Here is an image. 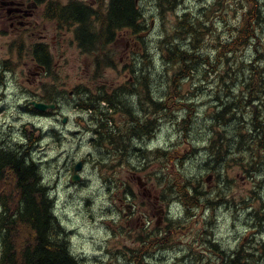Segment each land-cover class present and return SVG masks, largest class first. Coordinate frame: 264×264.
Returning a JSON list of instances; mask_svg holds the SVG:
<instances>
[{
  "label": "rangeland",
  "instance_id": "1",
  "mask_svg": "<svg viewBox=\"0 0 264 264\" xmlns=\"http://www.w3.org/2000/svg\"><path fill=\"white\" fill-rule=\"evenodd\" d=\"M87 1L89 2V0ZM214 2L219 3L220 8V12L216 15L218 18L215 20V27L219 38L225 39L230 37L232 31L234 32V27L239 23L242 11L247 8L246 0H178L174 9L164 12L159 6V0H139L140 11L143 12L142 18L144 16L142 20L144 28H141L139 32L120 31V37H117L109 45L110 59H113V62L108 58V62H106L105 51H101L99 55L84 52L79 47V43L77 44L71 31L70 34L63 37L62 43L58 40L57 43L53 42L54 47L57 45L55 51L57 75L45 77L44 83L47 86L41 85L40 88L48 89L49 85L56 82L58 99L63 103L61 104L62 109L58 110L57 115L49 113L46 116L35 113L29 108V103H24V96L28 95L30 90H38L39 86L33 85L32 77L23 69V60H20L17 73L14 75L11 73L10 86L5 90L6 96L0 102V141L12 148L17 143L26 147L32 141L30 136L33 138L34 142L31 145L33 156L39 163L42 177L51 188L55 213L66 229L62 228L61 239L64 238L68 241L72 252L82 260L83 264H135L134 253L139 250V254L143 250L147 251V247L140 240L142 229L139 227H141L142 221L138 217L139 211L153 208L154 222L159 219L161 222H166V217L169 215L168 204L163 203L162 206H158L159 208L155 207L159 194H161V187L153 181V175L150 174L155 170L160 171L161 168L166 177H177L176 183L180 186L186 184V181H190L193 186L199 187V192L211 191V197L206 196L203 199L208 203L210 202L209 198L229 199L230 202L222 205L229 207L224 212L229 210L227 214L230 218L222 219L221 215L223 214L205 212L198 208L200 206L197 205V201L193 203L195 208L189 210L185 207L186 203L184 205L180 200L171 202L170 208L178 218L183 217L184 211H188L186 219L184 223L181 221L179 225L178 223L174 225L172 235L155 237L152 234L151 240L155 238L158 240L161 237L165 240L155 248L152 246L148 254L142 253V257L147 256L146 261L153 264H221L222 260L230 261L235 250L239 249V252L245 250L248 253L252 250V246H260L261 243H264V217L258 212V208L252 212L249 219L244 213L241 221L232 226L235 213L233 209L231 210L233 194L229 193L226 188L228 184L222 182L223 176L220 177L219 171L211 166H217L214 158H211L213 159L212 164H207V161H204L207 155L211 157L214 155H210L211 152L206 150L197 154L193 144H185L189 138L183 136V133L192 131L190 135H196L192 136L190 140L197 145L196 148L201 150V147L206 146L200 136L206 135L210 127L208 111L214 103H217L215 93L217 96H224V92L217 89V85L220 84L219 79L210 69L203 68L201 71L200 68V71L196 73V70L193 73L192 79L184 80L182 86L184 102L190 104V108L185 106L187 103H181L180 107L182 108L178 106L179 103H174L175 109L173 113L170 111L169 115L168 107L172 110L171 106L162 108L158 104L152 106V103H143L144 107H140V110L135 109L133 112L140 111L139 113L145 114L144 112L150 109L151 105L158 114V118L159 114H162V117L165 116L169 120L165 122L164 119L157 120V132H146V134L144 131L143 134L138 133L140 137H136L134 134L118 135L117 139H114L113 136L111 141V136L107 135L108 132L104 129L103 124L97 129H95L96 123L90 122L89 119H87L89 122L87 124L84 118L87 114H84L83 109L77 105L82 90L88 89L97 92L100 86H104L113 91L119 86L129 85L133 76L131 66L134 56L135 60H138V57L143 60L140 62L141 67L146 66L145 69L152 72L153 81L151 83L155 82L157 93L162 94L164 86L162 71L168 68L172 62L169 60L170 55L161 52L159 42L166 34H172L173 26L184 13H191L192 17L201 16L202 20L206 19L203 8ZM260 2L264 15V0H260ZM162 3L165 2L162 0ZM106 4L107 0H105L104 8ZM57 29L58 32L68 30L67 27ZM187 34L185 35L187 36ZM259 34L262 39L264 37V22ZM197 39L195 47L204 43L200 41L199 35ZM185 44L186 37L183 39V48L187 49L188 45ZM141 49L144 54L140 52ZM203 52L207 53V50L203 49ZM245 52L246 54L239 52V56L236 58L235 54L230 53L228 61L221 60L220 64L217 63L221 66L223 73L225 69H228L230 75L227 79L230 84L233 78L230 67L238 72L243 68L239 62L247 61L248 63L255 59L250 49ZM145 54L146 56L143 57ZM212 56V62L216 63V53L213 52ZM247 65H245V69L248 67ZM202 66L204 64H200V67ZM212 76L213 78H211ZM165 77L167 80V76ZM244 77L241 76L239 79L243 80ZM213 80H216L215 83ZM214 85L215 88H213ZM122 92H125V89ZM227 95V100L234 98L232 88ZM136 99L137 103H141L140 96ZM124 108L131 111L129 107L124 106ZM176 113L180 116L185 115L189 119L186 125L187 131L184 129L177 131L178 124L174 119ZM134 115L140 119V122L137 118L131 119L134 127L140 125L143 129L150 128L152 122H146L138 114L134 113ZM191 117L194 119L192 120ZM65 118H67L66 123H64ZM94 129L95 131H93ZM198 131L202 133L198 134ZM97 135L101 143H110L114 146V150L98 149V146L92 141L93 138H97ZM115 135L117 136L116 132ZM165 141H168L170 146L169 155L176 157L174 163H170L168 155L162 156L157 153L153 155L158 146L165 145L163 144ZM217 149L219 153H222L221 147ZM230 154L228 153V157L234 155V153ZM203 157L205 158L201 160ZM78 161L83 162V168L78 172L80 180L73 181V169ZM138 163H146L142 172L131 169ZM228 164L224 170L230 171L231 177L235 179L237 167L235 164ZM210 175L211 178L208 179ZM246 179L249 195L255 196L251 193L252 188L258 190L261 187L263 189H260L259 192L263 190L261 196L264 195V167L261 171H256L253 178L248 173ZM122 182H131L135 194L131 200L124 202L125 205L119 201L120 194H124L119 188ZM145 182L146 184H143ZM2 184H5L6 187L10 183L2 182ZM146 191L147 194H145ZM148 194H151V197ZM186 201H190V199L186 198ZM131 202H136L138 206V211L135 210L134 215H131V209L128 211L126 208V204ZM255 205H258L257 199ZM161 208H165L167 211L162 213L159 210L157 213L156 209ZM194 213L196 214L192 216ZM229 227H232V230L228 229ZM203 237L205 243L204 248H201L200 238ZM188 246H191L193 251V253L190 252L192 261L183 259V254L188 251L186 250ZM247 261L244 260V263L241 264H246ZM248 263L264 264V256L258 259L252 257Z\"/></svg>",
  "mask_w": 264,
  "mask_h": 264
},
{
  "label": "trees",
  "instance_id": "2",
  "mask_svg": "<svg viewBox=\"0 0 264 264\" xmlns=\"http://www.w3.org/2000/svg\"><path fill=\"white\" fill-rule=\"evenodd\" d=\"M163 1L165 3L159 0L162 12L174 9L178 2V0H167V3L166 0ZM246 1L247 8L242 11L239 23L234 27V32L232 31L230 37L225 39L219 38L215 27V20L218 18L216 15L220 12L219 3L217 2L203 8V13L206 16L204 20H202L201 16L192 17V14L188 12L177 19L176 25L173 26L172 34H166L159 42L161 52L170 55L169 60L172 62L171 65H168V68L162 71L164 74L162 94L159 95L157 93L155 82L151 83L153 81L152 72L145 69L146 66L141 67L140 62L143 60L138 57V60L132 61L133 76L129 85L119 86L114 88L113 91L102 86L95 93L87 91L88 89L82 90L77 101L78 106L83 111L91 112L95 115L93 118L98 121L97 127L103 124L104 129L108 132L107 135L110 134L109 137L111 136L110 139L113 136L114 139H117L119 135L118 129H116L113 121L114 117L118 115V111L119 113L127 112V115L131 116H135V113L144 116V118H147V115L154 114L153 119L156 123L157 120H160L162 114H159L158 118V114L155 109L153 110L152 106L158 104V106L165 108L166 103H169L175 109L174 103H179V107L182 105L181 103H187L184 102L182 89L184 80L192 79L193 77L191 76L194 75L193 73L196 70L197 73L200 70L202 71L203 68L210 69L219 79L220 84L217 85V89L223 91L224 96H217L215 93V101L217 103H214L210 108L209 111L211 112L208 111L207 117L210 119L208 122L210 127L206 135L200 136L203 140L202 142L206 143V147H210L211 155L214 151H218V147L227 150L238 149L239 151L249 150L251 152L254 150L253 152L256 154H262L264 151V37L261 39L259 31L264 22V15L260 0ZM140 10L141 8L136 0L110 1L107 12L102 16L104 38L101 41L100 49H98L100 53L105 51L106 62H108L107 58L111 60L109 45L116 40L118 30L133 28L136 32H139L141 28H144V23L142 22L144 16L142 18L143 12ZM89 11L87 7L81 6L59 9L60 16L66 19L68 14L70 18L80 22L90 18ZM78 31L79 34L82 33L80 34L81 47L85 51L90 52L94 45H92V49H89V43L85 41L84 35L91 36L92 34L88 32L84 25ZM186 33H188L187 36L185 35ZM198 35L200 41L204 43H200L198 47H195ZM94 36L97 38L98 35L94 34ZM185 37L188 45L187 49L183 48V39ZM97 40L92 38V41L96 42ZM165 40L168 41V44H166ZM203 49H206L207 53L203 52ZM249 49L255 59L248 63L247 61L239 62L243 68L239 69L238 72L232 69L233 67H230L233 74L230 84L227 79L228 75H230L229 71L225 69L223 73L219 61H228L230 53L235 54L236 58L239 56V52L246 54L245 51ZM213 52L216 53V63L212 62ZM145 56L146 54L143 57ZM111 61L113 62V59ZM217 63L219 64L217 65ZM200 64H204V66L200 67ZM172 65L173 67H171ZM245 65L248 66L246 69ZM165 76H167V80H165ZM241 76H245L243 80L239 79ZM207 78L209 79V77ZM215 81L213 80V83ZM239 87H241L240 90H238ZM213 88H215V85ZM230 88L234 92V98L229 99V101L226 98ZM124 89L125 92H122ZM138 96H140L141 103H137L138 100L136 98ZM58 101L61 102L57 98ZM102 102L106 104L102 105ZM143 103H152L150 109L146 110L147 113L133 112L137 108L140 110V107H144ZM124 106L126 108L129 107L131 111H127ZM185 106L191 107L188 103ZM31 110L36 111L34 108ZM172 110L170 108L171 112ZM183 116L182 125L178 124V127L179 129L182 127L184 131H187L186 125L189 119L185 115ZM132 129V134L136 135V137H140L138 133H144L140 125L132 126ZM190 132L183 133V136L185 135L189 138L185 144L189 145L191 143L194 148L195 144L191 142L190 138L196 134L190 135ZM200 133L202 132L198 131V134ZM30 140L32 141L26 147L17 143L13 148L6 146L0 141V264H82L83 262L72 252L68 241L64 240V238L61 239L63 236L61 230L64 227L55 213L54 198L51 197L50 193L51 188L43 179L39 163L33 156V147L31 145L34 140L31 136ZM243 140L247 142L245 143ZM93 142L98 146V149L114 150V146L110 143H101L98 136ZM163 154L166 155V152H163ZM213 155L216 158H220L224 153L222 152L219 155V152H215ZM168 156L170 163H174L176 157ZM218 161L221 162L222 160L219 159ZM146 163H138L131 169H143ZM260 163V161L252 162L256 170L248 169V172L255 174L261 165ZM154 175L160 184L164 183L165 185L168 183L162 190V199L167 202L179 200V193L181 189L183 190V187L176 183L177 177L171 176L168 180L165 179L164 176L166 174L162 168ZM2 182L10 183L8 185L10 187H5ZM192 186L189 183L188 191L193 189ZM179 222L177 215L171 209L169 224L166 227L167 234L172 235L174 225ZM154 232L155 237L161 236L158 231ZM163 240L162 238L158 240L155 238L149 243L144 238L143 243L145 246H151L150 248L153 246L155 248ZM148 249L147 251L143 250L140 254V250L134 253L135 264H153L146 261L147 256L142 257V253L146 252L148 254ZM238 250L232 253L233 258L231 257L230 262L227 264H241L244 263V260L252 257L258 259L264 256V243H261L260 246H252V250L248 253L245 250L240 252Z\"/></svg>",
  "mask_w": 264,
  "mask_h": 264
},
{
  "label": "flooded vegetation",
  "instance_id": "3",
  "mask_svg": "<svg viewBox=\"0 0 264 264\" xmlns=\"http://www.w3.org/2000/svg\"><path fill=\"white\" fill-rule=\"evenodd\" d=\"M105 0H0V102L3 101V99L6 96L5 90L7 87L10 86V75L11 73L14 75L17 73V68L20 65V60L24 61V64H22L23 69L26 70L28 75L32 77L33 85L39 86L38 90H30L28 95L25 97L24 103H35V102H41V103H53L57 102V91H56V82L49 85V88L47 89H41L40 86L44 85L47 86L45 81V77H51L54 76L57 70V62L55 59V51L57 48L54 47L53 42L57 43L58 41L63 40V37L71 33L79 34V28L84 25L86 26V29L89 33H91V36H85V41L89 43V49H92V45H94L93 49L90 51V54L92 55H99L101 46V41L103 40V25L104 21L96 18L98 17V14L104 9ZM75 6H81V7H87L89 11L90 18L87 20H84L82 22L77 21L75 19L70 18L68 14L66 15V19L62 16H60L59 9L63 7H73ZM96 15V16H95ZM64 29V27H67L68 30L60 31L58 32L57 28ZM82 34V33H80ZM80 34L78 35V40L80 39ZM94 34H97V38H95ZM76 38V37H75ZM76 38L77 44L78 40ZM92 38L95 40L98 39L96 42L92 41ZM56 40V41H55ZM98 45H97V44ZM44 47V48H43ZM80 47V46H79ZM44 50V51H43ZM16 68L14 69V67ZM5 88V89H4ZM3 89V90H2ZM62 109V105H58L57 109L54 111L48 110L45 112H39L41 115H48L49 113H57L58 110ZM57 115V114H56ZM144 120L148 122H152L149 129H143L145 132H157L158 130V123L154 122V116L147 115V118H144V116L139 115ZM131 117V118H130ZM134 117L135 119H139L136 116L127 115L126 112L119 113L114 119L115 127L119 135L121 136H129L133 133L131 119ZM160 119H164L165 117H162ZM140 122V119L138 120ZM91 122V121H90ZM89 123V122H88ZM156 126V128H154ZM92 131V129H91ZM95 131V130H93ZM121 133V134H120ZM120 141V140H119ZM132 142L130 141V144ZM164 146L161 147V149L164 150ZM129 149H132L129 147ZM202 151L206 149H201ZM200 150V151H201ZM206 151L210 152L209 149ZM223 153L225 154L224 158H216L215 156H209L207 155L206 160L207 164H212L211 158H214L217 166H213V169H217L219 171L220 177L223 176L222 182H226L228 186L229 193L232 192L233 196L231 198L233 207L231 210H234V223L232 226L237 224L239 221H241L242 216H244V213L247 214V218L249 219L252 212L256 211L258 208V212L264 217V195L261 196L263 190L259 192L260 189H263V187L257 189H252L253 194L255 196L249 195L248 190V181L246 179L247 174L249 173L251 177H254V174H251L248 172L249 170H256V167L252 164L254 161H262L258 172L261 171L264 167V151L262 154L258 155L255 152H251L249 150H243L238 152V149H222ZM215 152L219 151H214ZM233 152L234 155L231 157H228V153ZM253 153V154H252ZM205 156V155H204ZM205 157L201 158L204 159ZM222 160L219 162L218 160ZM229 163V164H228ZM233 165L235 164L237 167L235 179L231 177L230 171L226 172L224 170L226 165ZM213 176V174H211ZM211 175L208 177V179L211 178ZM221 179V178H220ZM255 181V179H254ZM231 182V184H229ZM191 183V182H190ZM129 191V195L120 194L119 201L122 205H125L126 201H129L132 199L131 194H134L133 192V186L131 182H126L121 184V187H119L121 190L124 189V191L127 189ZM189 185L184 184L183 190H180V201H182L187 208V205H191V203L194 201H197V205H199L205 212H211L216 214H223L221 215V218L223 219L225 216H229L227 213H229V210L224 212L229 207H224L222 204L230 202L229 199H212L209 198V201L206 202L203 201V197L205 196H211V192L203 191L199 192L200 189H198V186H193V191L190 193L188 191ZM127 191V190H126ZM125 191V192H126ZM188 192V193H187ZM148 192L146 191L145 194ZM205 194V195H204ZM149 197H151V194H148ZM198 197V198H196ZM253 197V199H252ZM186 198H189L190 201H186ZM258 201V207L255 205V200ZM260 199V200H259ZM214 200V201H213ZM125 202V203H124ZM205 202V204L203 203ZM215 204H214V203ZM212 203V204H211ZM207 204V205H206ZM206 205V206H205ZM203 206V207H202ZM126 208L128 211L130 210L131 215H134L135 210L138 211V206L136 202H131L126 204ZM242 209V210H241ZM162 213H164L163 210H160ZM233 212V211H232ZM139 219L141 222L142 230L145 232V234L148 236V238L151 239L152 232H153V217L154 213L151 210H140L139 211ZM196 213H194L192 216H194ZM187 216V212L184 211V215L182 217V222L184 223ZM191 216V217H192ZM164 217V216H163ZM230 217V216H229ZM161 218V217H159ZM221 219V220H222ZM158 222H161V219L158 220ZM207 226V225H206ZM215 228V226H214ZM228 229L232 230V227H229ZM200 247L204 248L205 239L200 238ZM187 250V248H186ZM193 253L192 250H188L183 257L185 260L188 259L189 261H192L191 253ZM229 262V261H228ZM226 260H222L221 264H227ZM246 264H249L248 261Z\"/></svg>",
  "mask_w": 264,
  "mask_h": 264
},
{
  "label": "water",
  "instance_id": "4",
  "mask_svg": "<svg viewBox=\"0 0 264 264\" xmlns=\"http://www.w3.org/2000/svg\"><path fill=\"white\" fill-rule=\"evenodd\" d=\"M37 109L41 110V111H45L47 109H54L56 108V104L55 103H39V102H35L32 103ZM66 121V119H65ZM82 161H79L77 163V165L75 166V170H74V175H73V180L77 181L80 179V176L78 175V170H80L82 168Z\"/></svg>",
  "mask_w": 264,
  "mask_h": 264
},
{
  "label": "bare ground",
  "instance_id": "5",
  "mask_svg": "<svg viewBox=\"0 0 264 264\" xmlns=\"http://www.w3.org/2000/svg\"><path fill=\"white\" fill-rule=\"evenodd\" d=\"M221 48V47H220ZM264 65V64H263ZM262 66V65H261ZM97 110V109H96ZM144 112V111H143ZM161 112V111H160ZM253 121V120H252ZM146 122H148V121H146ZM145 122V123H146ZM240 122H241V120H240ZM146 125H147V123H146ZM171 125H173V124H171ZM182 125V124H181ZM164 126V125H163ZM146 133V132H145ZM143 134V133H142ZM147 134V133H146ZM144 136V135H143ZM151 137V136H150ZM149 139V138H148ZM245 140H247V139H245ZM245 140H243V142H245ZM5 141V140H4ZM6 142V141H5ZM247 142V141H246ZM245 142V143H246ZM249 143H251V142H249ZM1 144V143H0ZM3 144H4V142H3ZM146 144V143H145ZM142 145H143V143H142ZM242 145V144H241ZM149 146V145H148ZM144 147V146H143ZM242 147V146H241ZM210 148V147H209ZM240 148V147H239ZM207 150V149H206ZM261 150V149H260ZM254 151V150H253ZM223 152V151H222ZM239 153H240V151H238ZM220 154V153H219ZM231 154L233 155V153L231 152ZM230 154V155H231ZM211 155V154H210ZM213 161V160H212ZM261 164V163H260ZM39 169V168H38ZM44 179V178H43ZM190 180V179H189ZM220 182V181H219ZM211 192V191H210ZM51 193V192H50ZM175 195H177V194H175ZM205 195V194H204ZM263 196V195H262ZM206 197V196H205ZM207 197H209V196H207ZM211 197V196H210ZM197 198V197H196ZM204 198V197H203ZM253 198V197H252ZM260 200V199H259ZM204 201V200H203ZM214 201V200H213ZM211 202V201H210ZM203 203H205V202H203ZM214 203V202H213ZM212 204V203H211ZM215 204V203H214ZM207 205V204H206ZM205 205V206H206ZM203 207V206H202ZM242 210V209H241ZM254 217H255V215H254ZM263 219V218H262ZM261 219V220H262ZM262 222V221H261ZM217 224V223H216ZM185 225V224H184ZM264 225V224H263ZM195 226V225H194ZM243 226V225H242ZM254 226V225H253ZM255 227V226H254ZM264 227V226H263ZM191 228H192V225H191ZM197 228H199V227H197ZM196 228V229H197ZM194 229V228H193ZM260 229V228H259ZM177 230V229H176ZM186 231V230H185ZM193 231V230H192ZM191 232V231H190ZM256 233V232H255ZM262 233H263V231H262ZM258 234V233H257ZM181 236V235H180ZM242 239V238H241ZM242 241V240H241ZM239 244V243H238ZM253 244V243H252ZM200 245V244H199ZM237 247V246H236ZM247 248V247H246ZM249 249V248H248ZM237 254V253H236ZM233 256V255H232ZM77 257V256H76ZM246 258H247V256H246ZM251 259V258H250ZM249 260V259H248ZM79 262V261H78ZM81 262H82V260H81ZM181 262V261H180ZM230 262V261H229ZM83 264V263H82ZM253 264V263H252Z\"/></svg>",
  "mask_w": 264,
  "mask_h": 264
}]
</instances>
